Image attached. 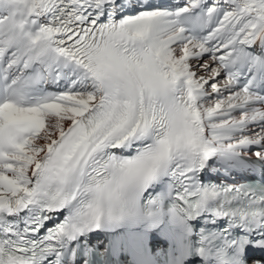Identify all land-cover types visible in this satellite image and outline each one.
Wrapping results in <instances>:
<instances>
[{
	"label": "bare ground",
	"instance_id": "bare-ground-1",
	"mask_svg": "<svg viewBox=\"0 0 264 264\" xmlns=\"http://www.w3.org/2000/svg\"><path fill=\"white\" fill-rule=\"evenodd\" d=\"M199 1L203 0H133L129 16L125 18L124 12L120 13L116 27L96 37L92 43L95 47L87 49L90 55L97 56L101 69L74 76L77 93L68 92L53 103L32 110L4 105L0 127L20 126L33 133L17 155L0 156V195L18 198L30 186L32 174L46 160L47 153L76 134L82 119L102 95L106 72L121 76L129 84L140 82L141 75L159 88L176 87L183 91L190 121L204 126L203 140L219 150L263 141L264 109L240 113V107L250 106L254 99L235 90L222 76L219 61L227 55L226 46L215 47L211 52L205 44L190 41L176 25L181 3L195 5ZM210 1L221 8L216 12L222 15L218 37L247 41L262 30L259 17L264 10L257 3L263 5L264 0ZM48 6L49 0H0V55L10 47L24 55L34 45L44 48L54 38L59 39L54 36L56 28L50 32L41 26L45 20L42 10ZM163 6L172 10L153 14ZM139 41L148 48L147 55H138L130 47ZM119 43H127L124 54L131 53L128 60L135 61L136 70L123 62Z\"/></svg>",
	"mask_w": 264,
	"mask_h": 264
},
{
	"label": "rangeland",
	"instance_id": "rangeland-1",
	"mask_svg": "<svg viewBox=\"0 0 264 264\" xmlns=\"http://www.w3.org/2000/svg\"><path fill=\"white\" fill-rule=\"evenodd\" d=\"M45 1H48V0H45ZM93 45V47L92 48H94L95 46H94V44H92Z\"/></svg>",
	"mask_w": 264,
	"mask_h": 264
}]
</instances>
